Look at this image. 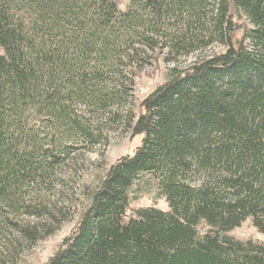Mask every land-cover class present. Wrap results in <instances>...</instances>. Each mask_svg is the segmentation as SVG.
Returning a JSON list of instances; mask_svg holds the SVG:
<instances>
[{
  "label": "trees",
  "instance_id": "1",
  "mask_svg": "<svg viewBox=\"0 0 264 264\" xmlns=\"http://www.w3.org/2000/svg\"><path fill=\"white\" fill-rule=\"evenodd\" d=\"M125 1L0 0V264L70 220L50 204L65 168L124 127L140 144L45 264H264L263 241L231 234L264 235V0ZM149 52L198 59L136 117ZM152 186L167 209L130 215Z\"/></svg>",
  "mask_w": 264,
  "mask_h": 264
},
{
  "label": "rangeland",
  "instance_id": "2",
  "mask_svg": "<svg viewBox=\"0 0 264 264\" xmlns=\"http://www.w3.org/2000/svg\"><path fill=\"white\" fill-rule=\"evenodd\" d=\"M121 8H125L126 1L119 0ZM238 25H245L243 21H238ZM222 47L213 46L202 52V56H208L213 53L223 51ZM198 54V53H196ZM196 54L188 58H180L176 63H166L164 54H155L149 52L153 58L150 63L144 64L142 68L137 67L136 76H134V86L132 100L128 103V108L132 109L133 114L137 117L142 109L140 102L146 98L157 86L163 84L167 79V72L174 64L186 66L193 62ZM104 143L98 147L95 152H87L80 156L75 164L67 166L62 174V181L58 187L55 197L50 200L51 205H56L70 213V220L61 222L60 229L50 236H44L34 245H26L18 254L15 264H45L49 257L56 251L63 238L71 236L81 213L89 204L86 190L93 188L102 179L111 165L121 156L126 154L132 155L135 148L141 142V136H132L131 131L126 127L117 131L106 132ZM76 160V159H75ZM132 195L137 197L130 208L129 214L141 207L155 206L160 209H167V203L162 198H156V189L152 186L149 190L142 188L140 191L133 192ZM56 225V224H55ZM233 236L239 239L251 238L264 242V235L260 234L249 220L245 221L241 227L231 232ZM14 264L13 262H9Z\"/></svg>",
  "mask_w": 264,
  "mask_h": 264
}]
</instances>
